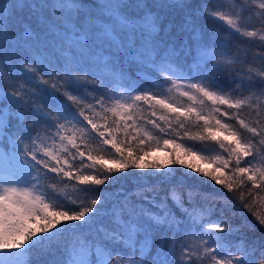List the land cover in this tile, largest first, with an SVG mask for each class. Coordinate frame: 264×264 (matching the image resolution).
<instances>
[{
    "label": "snow or ice",
    "instance_id": "1",
    "mask_svg": "<svg viewBox=\"0 0 264 264\" xmlns=\"http://www.w3.org/2000/svg\"><path fill=\"white\" fill-rule=\"evenodd\" d=\"M253 3L225 16L213 0H0V264L51 242L49 264H264V241L233 243L179 185L106 195L121 173L165 181L178 166L264 226V0ZM196 12L258 38L260 66L222 41L177 46L169 17L191 34ZM205 141L219 150L195 149ZM161 151L166 162L149 161Z\"/></svg>",
    "mask_w": 264,
    "mask_h": 264
},
{
    "label": "trees",
    "instance_id": "2",
    "mask_svg": "<svg viewBox=\"0 0 264 264\" xmlns=\"http://www.w3.org/2000/svg\"><path fill=\"white\" fill-rule=\"evenodd\" d=\"M185 2L194 6L203 5L206 0H185ZM235 0H213L216 5V11L222 15L229 16L232 12V6ZM247 0H240V3H246ZM261 0H254L253 7L259 11V3ZM239 10V9H238ZM211 12V9H209ZM21 17L31 21V17L28 11L25 9L20 13ZM253 19L250 24H255L258 27L255 13L252 14ZM237 19L236 17H232ZM169 19L173 23L172 35L177 43V46L182 43H186L192 36L207 41L208 43L223 42L225 49H231L229 52L230 58H238L240 60H246L248 66L259 67L260 58L259 54L261 50L252 46L253 41L258 42V38H247L241 36L239 33H235L234 29H230L226 20L220 21L215 18H209V16L200 15L196 12L195 20V32L189 33L187 31H181V25L184 23V16L181 13L172 14ZM239 22V21H237ZM32 28L36 31L39 30L36 22L32 23ZM242 29L241 31H243ZM248 31L254 30V27H247ZM14 31L22 34V29L19 26L14 28ZM232 32L233 35L229 36L227 33ZM219 38V39H218ZM33 54L29 51L28 58ZM6 76L10 77L11 68L4 67L2 69ZM16 83L22 81L17 80ZM197 129L192 128V132L195 133ZM222 138V137H221ZM194 147L196 150H206L209 153L214 154L218 151V146L214 141L195 142ZM160 153V154H159ZM153 163H164L167 161V153L155 152L148 158ZM201 166L205 169H210L212 166L206 162H202ZM173 170L167 180L161 181L157 179V175L148 174L149 170H129L128 173H121L120 179L114 181L111 185L106 187V195L111 196L113 193H126L129 195H135L138 190L146 186L147 189L156 187L158 190H163L168 185H179L178 191L182 196L187 195L188 191H191L193 196L199 197L200 202L204 204V207L208 209L205 215V219H211L215 222H227L232 227L234 237L233 243H241L243 240L251 243L252 241H264V226H261L257 219L249 212L243 211L239 207L233 209L230 201L227 199L231 194L219 186L214 185L212 182H205V178L199 176L196 173L186 174V170L183 167L170 166ZM264 195V193H261ZM256 211L261 215H264V206L256 208ZM216 234V233H214ZM222 235V234H221ZM191 242V241H190ZM42 246L40 249H34L33 251L26 253L24 256V264H49L55 257L52 254L54 252V244ZM155 243L159 245L161 243V237L155 238ZM155 249L153 250V252Z\"/></svg>",
    "mask_w": 264,
    "mask_h": 264
},
{
    "label": "rangeland",
    "instance_id": "3",
    "mask_svg": "<svg viewBox=\"0 0 264 264\" xmlns=\"http://www.w3.org/2000/svg\"><path fill=\"white\" fill-rule=\"evenodd\" d=\"M162 153H164V152H162ZM160 154V153H159Z\"/></svg>",
    "mask_w": 264,
    "mask_h": 264
}]
</instances>
